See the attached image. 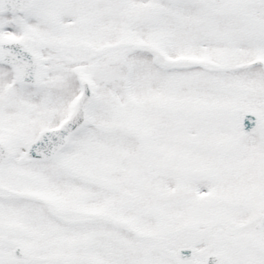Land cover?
I'll return each mask as SVG.
<instances>
[{"label":"snow or ice","instance_id":"1","mask_svg":"<svg viewBox=\"0 0 264 264\" xmlns=\"http://www.w3.org/2000/svg\"><path fill=\"white\" fill-rule=\"evenodd\" d=\"M0 264H264V0H0Z\"/></svg>","mask_w":264,"mask_h":264}]
</instances>
